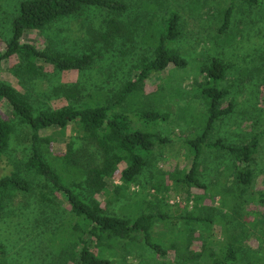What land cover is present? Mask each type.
Here are the masks:
<instances>
[{
  "label": "rangeland",
  "instance_id": "374dc122",
  "mask_svg": "<svg viewBox=\"0 0 264 264\" xmlns=\"http://www.w3.org/2000/svg\"><path fill=\"white\" fill-rule=\"evenodd\" d=\"M21 1L24 0H0V53L5 50L10 24ZM123 1L128 7L121 14L86 8L77 16L52 24L43 33L28 31L23 38L40 48L57 47L72 54L99 52L101 57L91 67L83 72L58 73L47 66L46 76L29 85L31 81L20 83L9 71L16 63L14 59L2 60L0 81L22 94L35 86L30 94L36 93L40 103L51 108L113 97L129 79L131 68L153 53L164 22L170 12H175L179 17V36L168 47L178 51L187 63L182 68L169 66L153 74L116 109L132 113L130 119L137 129L159 134L167 141L155 145L151 168L142 171L133 184L118 189L115 185L121 182L109 179L105 190L96 197L108 214L129 220L141 214L165 215L167 218L154 226L153 238L164 249L178 244L180 252L157 257L141 243L120 240L114 248L104 250V255L110 257L111 264H210L206 255L187 261L190 255L187 251L185 254V245L191 239L188 251L202 244L207 249L225 246L230 234L241 235L239 222L244 218L257 227L239 238L236 247L240 260L255 259L257 264H264V203H249L247 212H235L233 206L243 198L238 201L236 194L231 193L238 189L230 174L232 164L227 151L203 150L198 178L206 189H194L188 196L178 184L192 164L194 153L188 141L201 135L207 122L206 103L198 89L205 83L199 65L217 58L230 66L219 87L228 93L221 107L226 109L231 103L232 110L215 123L207 143L221 141L225 146L237 147L264 131V4L235 0L227 29L222 31L223 11L229 0ZM112 17L121 23L122 32L112 37L110 43L104 42L99 35L106 31V20ZM70 89L71 96L67 93ZM8 110L7 105L0 106V118H9ZM147 110L169 116L163 121L145 123L135 113ZM42 133L51 140L45 153L47 162L62 177L56 156L65 152L67 144L82 168L102 160L96 146L85 142L74 125ZM27 134L26 128L17 126L10 148L0 162V177L10 175L22 156L23 161L29 156ZM253 162V190L264 191V136ZM33 183V193L19 194L0 211V264H64L62 251L77 237L78 231L73 227L79 221L72 216L67 200L60 198L45 181L35 179ZM199 195L204 198L196 202ZM187 214L207 221L203 224L178 220Z\"/></svg>",
  "mask_w": 264,
  "mask_h": 264
},
{
  "label": "trees",
  "instance_id": "16d2710c",
  "mask_svg": "<svg viewBox=\"0 0 264 264\" xmlns=\"http://www.w3.org/2000/svg\"><path fill=\"white\" fill-rule=\"evenodd\" d=\"M247 1V0H246ZM252 3L264 4V0H249ZM235 0L223 11L222 31L227 29V21L231 16ZM107 9L108 12L121 14L128 7L123 0H24L15 10L14 18L9 29V39L5 44L4 52L0 53V61L14 59L16 63L9 71L20 83H36L46 76L45 67H51L58 73L83 72L91 67L99 52L72 54L68 50L50 47L40 48L33 43L23 41L28 31H43L52 24L79 15L86 8ZM121 23L112 17L106 20V31L99 35L104 42H111L112 37L122 32ZM179 36V17L175 12H170L168 19L163 24L162 33L158 34V42L150 57H144L138 64L131 68L130 77L124 82L121 89L113 97L106 99H90L60 108L44 107L35 90L30 87L27 94H22L9 84L0 81V106H8L7 119L0 118V162L8 152L12 137L18 127L26 128L30 141L29 156L17 164L10 175L0 177V211L13 202L21 194L28 196L34 192L36 186L33 181H45L60 198L66 199L73 217L78 223L73 227L77 232L74 243L68 244L62 251L64 264H111L110 257L104 255V250L112 249L118 241L136 243L147 246L157 257L166 256L170 252H180L178 244H171L167 249L153 238V229L158 220L167 218L161 214H141L133 220L108 214L97 193L105 190L109 179L119 180L120 189L130 186L145 169L151 168L152 153L156 144L165 143L167 140L159 134L142 132L136 128L134 120L130 119L132 113L117 111L126 99L132 96L153 74L165 71L169 66L182 68L187 63L181 54L168 47L169 42H174ZM230 66L220 59L214 58L209 63L199 65V72L204 75L205 83L201 85L200 96L205 100L207 107V122L201 135L188 141V146L193 150L192 164L178 183L187 192L204 190L198 178V166L204 149H219L227 151L231 160L234 184H237L236 194L240 204L233 206L235 212L242 209L247 212L246 205L256 202L264 203V191H254L256 170L253 168L255 155L261 146L264 136L261 130L257 137L249 143L236 146H225L221 141L213 144L207 143V138L216 122L227 116L232 110V104L225 109L221 107L228 93L219 87L224 80ZM62 88V87H61ZM60 88V91L62 90ZM74 89V88H73ZM73 89L67 91L69 95ZM79 89L75 87V92ZM57 94L56 92H54ZM35 94V95H34ZM74 98V97H71ZM264 98V95H263ZM264 100V99H263ZM137 118L145 123L163 121L168 118L167 113L147 110L135 113ZM76 126L82 139L93 143L102 160L98 164L82 168L74 158L71 145H65V152L56 156L60 163L62 177L47 162L45 153L48 148L49 138L42 136L45 131H61L69 126ZM203 195L196 196V202L202 201ZM237 201V202H238ZM243 212V211H242ZM246 212H243L245 214ZM237 215V213L235 214ZM243 216V215H241ZM171 219V218H170ZM174 220L177 218L174 217ZM183 223L207 221V218L194 217L187 214L178 218ZM242 227L241 235L230 234L225 246L215 245L207 249L200 246L196 250H189L192 241L185 245V254L190 255L188 260L197 261L208 257L210 264H257L255 259L240 260L238 249L239 238L255 231V226L250 222H239ZM229 229L228 231H230ZM235 231V229H232ZM79 233V234H78ZM193 251V252H191ZM3 249L0 247V253ZM198 252V253H197ZM113 257V255H111ZM261 258V257H260ZM262 260V258H261Z\"/></svg>",
  "mask_w": 264,
  "mask_h": 264
}]
</instances>
